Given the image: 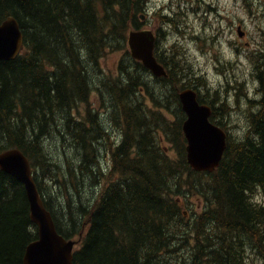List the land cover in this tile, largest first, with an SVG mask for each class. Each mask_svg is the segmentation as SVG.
Listing matches in <instances>:
<instances>
[{
	"label": "trees",
	"instance_id": "obj_1",
	"mask_svg": "<svg viewBox=\"0 0 264 264\" xmlns=\"http://www.w3.org/2000/svg\"><path fill=\"white\" fill-rule=\"evenodd\" d=\"M141 2L0 0V22L14 17L24 40L18 57L0 61V152L17 148L29 159L57 232L78 237L73 264H264V204L255 200L264 192V98L249 110L239 138L227 132L214 172L191 169L177 91L198 90L159 52L167 75L152 77L159 88L158 97L149 95L154 107L143 104L149 86L143 76L150 73L126 46L128 32L141 28ZM119 50L132 65L122 60L115 78L94 79L100 61ZM94 90L110 124L90 107ZM198 102L213 109L210 121L225 130L213 102L199 93ZM172 106L174 120L164 114ZM112 133L118 141L106 146V172L98 152ZM53 137L72 154L61 162L46 148ZM46 178L58 187L48 181L44 187ZM86 182L99 185V193L83 203L78 189ZM194 195L204 207L186 222L181 203ZM36 238L23 185L0 171V264H22ZM181 247L189 251L185 259L174 254Z\"/></svg>",
	"mask_w": 264,
	"mask_h": 264
},
{
	"label": "rangeland",
	"instance_id": "obj_2",
	"mask_svg": "<svg viewBox=\"0 0 264 264\" xmlns=\"http://www.w3.org/2000/svg\"><path fill=\"white\" fill-rule=\"evenodd\" d=\"M144 1L141 2L146 3L142 14L146 19L142 26L158 33L157 53H164L167 60L173 58L179 71L184 74L185 82L196 87L206 101L213 102L216 117L221 119L226 132L234 140L239 138L247 130L249 110L254 112L264 98L262 83L258 78L260 73H264V0H201L202 3H194L195 0ZM238 29L244 33L242 37H239ZM122 60L132 65L124 50L107 54L100 61L94 79L115 78ZM152 77L148 73L143 76L149 82L147 89H143L142 97L143 104L148 108L154 107L150 93L158 97L156 91H159ZM161 88L165 90L163 86ZM249 101H252V105ZM90 107L99 115L103 114L102 122L105 125L110 124L109 116L105 115L107 110L100 105L95 90ZM85 108V105L79 107L80 111ZM176 112L177 107L172 106L170 112L164 111V114L174 120ZM117 136L116 133L109 135L102 154L98 152L99 163L106 172L111 165L108 151L118 141ZM61 143L56 137L46 142L49 155L57 162L72 155L68 149H63ZM162 146L170 148L168 152L171 157L176 156L172 144ZM47 181L51 188L58 187L47 178L43 179L44 187ZM82 181L83 178L79 182ZM78 192L85 203L98 195L99 185L86 182L84 186L80 185ZM255 200L264 204V192L259 191ZM181 204L184 221L187 222L194 213L201 211L204 200L194 195ZM77 238L71 240L77 241ZM174 254L185 259L189 251L181 247Z\"/></svg>",
	"mask_w": 264,
	"mask_h": 264
},
{
	"label": "water",
	"instance_id": "obj_3",
	"mask_svg": "<svg viewBox=\"0 0 264 264\" xmlns=\"http://www.w3.org/2000/svg\"><path fill=\"white\" fill-rule=\"evenodd\" d=\"M144 16L140 18L143 19ZM239 37L243 33L238 29ZM126 44L130 57L140 62L155 78L166 76L154 56L156 37L150 30H132ZM23 34L17 20L10 16L0 23V61L14 60L22 51ZM264 89V73L261 77ZM185 119L182 132L186 141V161L196 172H214L227 146V132L210 121L212 110L200 104L197 93L186 88L178 94ZM0 171L20 182L29 203V219L37 229V238L24 251L22 264H73L75 241L57 232L51 213L45 208L29 159L17 148L0 152Z\"/></svg>",
	"mask_w": 264,
	"mask_h": 264
},
{
	"label": "flooded vegetation",
	"instance_id": "obj_4",
	"mask_svg": "<svg viewBox=\"0 0 264 264\" xmlns=\"http://www.w3.org/2000/svg\"><path fill=\"white\" fill-rule=\"evenodd\" d=\"M143 2H145L144 0H143ZM194 3H202V1L201 0H195V2ZM142 6H143V11L145 10V6H146V3H142ZM145 19L146 18H144L143 17V19H141L142 21H140V23H141V27H143L142 25L144 24V21H145ZM143 29H145V27H143ZM155 34V36H156V46H155V51H154V54H155V57H156V54H157V45H158V37H159V35H158V33H154ZM158 60V59H157ZM161 64V63H160ZM213 110V109H212Z\"/></svg>",
	"mask_w": 264,
	"mask_h": 264
},
{
	"label": "bare ground",
	"instance_id": "obj_5",
	"mask_svg": "<svg viewBox=\"0 0 264 264\" xmlns=\"http://www.w3.org/2000/svg\"><path fill=\"white\" fill-rule=\"evenodd\" d=\"M217 16V15H216Z\"/></svg>",
	"mask_w": 264,
	"mask_h": 264
}]
</instances>
